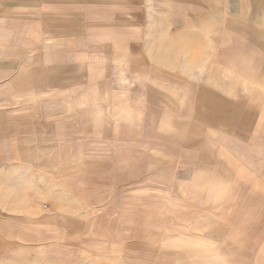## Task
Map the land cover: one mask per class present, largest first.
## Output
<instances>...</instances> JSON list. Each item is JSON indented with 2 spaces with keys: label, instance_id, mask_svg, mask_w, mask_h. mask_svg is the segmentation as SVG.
I'll list each match as a JSON object with an SVG mask.
<instances>
[{
  "label": "crops",
  "instance_id": "1",
  "mask_svg": "<svg viewBox=\"0 0 264 264\" xmlns=\"http://www.w3.org/2000/svg\"><path fill=\"white\" fill-rule=\"evenodd\" d=\"M158 3L0 0V250L63 243L86 227L113 228L117 198L125 213L132 207L135 165H142L134 150L158 149L161 164L165 152L189 147L196 151L192 170L172 172L169 191L182 196L189 182L198 217L190 229L204 220L214 224L220 213L227 214L221 221L237 213L239 223L230 229H237L248 264H264V142H182L180 121L178 133L167 135L158 122L151 131L159 140L148 138L146 105L158 106L167 75L176 87L183 74L181 66H171L165 44L151 43V35L163 33L153 28L155 19L165 18ZM197 85L185 93L184 112L200 115L203 104L223 103V90ZM178 91L173 98H181ZM225 123L224 137L235 141Z\"/></svg>",
  "mask_w": 264,
  "mask_h": 264
},
{
  "label": "rangeland",
  "instance_id": "2",
  "mask_svg": "<svg viewBox=\"0 0 264 264\" xmlns=\"http://www.w3.org/2000/svg\"><path fill=\"white\" fill-rule=\"evenodd\" d=\"M158 4L165 18L155 19L153 28L163 33L151 35V43L165 44L170 49L171 66H181L183 74L176 87L174 76L167 75V91L158 106L153 102L146 105L150 142L159 140L152 126L164 123L162 131L175 134L180 131L179 121L182 142H264V0H159ZM204 83L224 91L223 103L203 104L200 115L184 112L189 106L185 93L190 96L195 84L200 88ZM178 90L181 98L175 99ZM226 110L227 117L220 116ZM213 118L219 124L206 128ZM223 119L225 126L229 122V135H235V141L224 137L228 131L221 129ZM170 122L176 123V130L170 129ZM239 125L245 136L237 133ZM141 150H134L142 165H135L138 179L134 181L132 207L125 213V202L117 198L118 222L113 228L86 227L74 230L69 239L65 236L63 243L27 245L21 250L10 247L9 253L0 250V264H248L237 242V229H230L239 223V214L221 221L227 214L216 213L214 224L204 220L190 229L197 217L193 211L197 198L190 197L189 182L182 196L169 191L173 188L170 174L188 175L196 151L187 147L177 155L165 152V162L159 164L161 151ZM244 151L250 157L254 154L252 149ZM174 157L185 164H177ZM249 168L254 165L243 166ZM108 224L102 221V225Z\"/></svg>",
  "mask_w": 264,
  "mask_h": 264
}]
</instances>
